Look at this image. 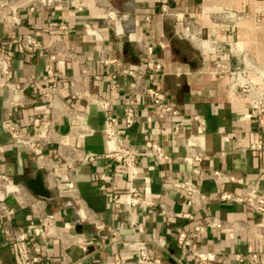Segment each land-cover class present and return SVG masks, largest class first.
I'll return each instance as SVG.
<instances>
[{
	"label": "crops",
	"instance_id": "crops-1",
	"mask_svg": "<svg viewBox=\"0 0 264 264\" xmlns=\"http://www.w3.org/2000/svg\"><path fill=\"white\" fill-rule=\"evenodd\" d=\"M10 1L21 20L12 27L0 15V38L8 43V79L23 85L5 84L0 73V173L13 183L6 188L0 179L2 264H19L11 239L17 231L27 233L38 264H147L137 261L135 238L146 240L161 264H249V252L264 264V214L239 199L251 187L264 194L262 156L252 147L264 143V115L229 75L237 68L264 89V0H167L165 12L160 0H51L41 9H30L31 0ZM106 6L118 14L119 26L104 16ZM58 21L67 22L66 33L46 27ZM30 32L43 48L28 52L19 45ZM147 43L161 62L158 71L146 65ZM49 64L60 81L53 100L41 83ZM148 85L163 90L178 113L161 115L142 93ZM98 98L109 100L121 142L135 151L132 183L148 204L130 206L117 193L131 182L129 168L106 155V113ZM129 104L136 120L125 126ZM3 121L43 137L40 154L17 141ZM174 122L180 124L175 135ZM147 140L159 142L165 156L157 157ZM194 151L201 152L203 174L184 160ZM37 169L52 200L22 179ZM175 181L193 185L204 198Z\"/></svg>",
	"mask_w": 264,
	"mask_h": 264
},
{
	"label": "built area",
	"instance_id": "built-area-1",
	"mask_svg": "<svg viewBox=\"0 0 264 264\" xmlns=\"http://www.w3.org/2000/svg\"><path fill=\"white\" fill-rule=\"evenodd\" d=\"M161 1V9L163 12L167 11L169 8V3L167 0H160ZM51 0H31L30 9H41L45 6H47ZM104 4H108L107 0H104ZM104 16L108 19H111L114 21V24L116 26L120 25V19L118 14L115 10L110 8L109 6H106L104 8L103 12ZM0 15L1 17L12 27L17 26L20 23L21 17L18 11V8L15 4L11 3L10 0H0ZM181 17V16H179ZM178 17V18H179ZM180 19V18H179ZM47 28H52L62 33H66L69 29V26L67 22L65 21H58V22H49L46 25ZM85 30L94 36V38H98L99 34L97 31L88 23H84ZM162 41H160V44ZM19 45L28 52H33L37 49L43 48V43L40 41L39 38L36 37L34 33H26L23 36H21L18 40ZM7 40L0 38V73L3 74V76L6 78L5 84H8L12 86L13 88H21L23 83L20 81H9V65H8V58L6 53V45ZM145 60L146 65L151 71H158L161 69V62L158 60H155L152 57V44L147 43L146 44V53H145ZM50 60H53L55 58L54 54H50L49 56ZM103 62H113L115 61V58H109V57H102ZM221 67L224 68L223 65ZM229 75L231 79L237 83V85L246 93L249 94V102L253 107L256 108L257 112L260 115H264V89L263 88H257L254 84L250 83L249 81L241 80L239 79V76L241 75V72L239 69H231L229 70ZM41 83L43 84L44 88H50L51 93V99L55 97V95L58 93V89L60 87V81L55 77L53 73L52 64H49L47 67V77L44 80H41ZM112 87H115V84L112 83ZM142 93L145 94L148 97L149 102L152 104V106L159 111V113L163 116L167 114H177L178 110L169 103L167 99L166 93L152 85H148L145 88H143ZM99 105L101 108L105 111L106 117H105V124H104V133L106 137V145H107V152L106 155L113 157L116 160H124L125 164L129 168V177L131 182L122 190H120L117 193H121L124 196L125 201L130 205L134 206L140 203H150V200L146 199L138 190L137 186L132 183V179L136 175V167H135V160H136V154L135 151L124 145L119 136L118 132L116 130V127L110 118L109 114L107 113L108 107H109V100L104 98H98L97 99ZM125 126L131 125L136 120V113L134 110V107L132 104H129L124 112L123 115ZM2 125L12 134V136L19 142H22L24 145H26L28 148L33 150L34 152L40 154V149L42 147L43 143V137L36 136L33 134H25L19 129H16L14 124L10 121H3ZM180 124L179 122H174L172 124L171 132L172 134H177L179 131ZM146 145L154 151L157 157L162 158L164 157V151L157 141L153 140H147ZM252 147L258 150L261 153L262 156V162L261 166L264 169V143L263 142H256L252 144ZM1 149V145H0ZM201 152L194 151L191 152V154L184 157V160L191 163L193 165V170L197 172L198 174H203L205 172L204 169H202L198 162L201 159ZM214 174L219 175V172L217 170H211ZM0 179L5 184L6 188H11L13 186V183L8 179V177L5 174L0 173ZM175 187H178L185 191L190 196H196V198H204V195L201 194L197 188H195L193 185L182 182V181H175L173 183ZM111 189H116L115 186H109ZM116 193V194H117ZM226 195V194H223ZM239 199L243 200L244 202L251 205L258 213L264 214V194L260 192L257 188L251 187L249 188L245 194ZM164 213L167 215L168 212L164 210ZM184 216H190L189 213H179ZM131 225L133 227H136L139 229V226L135 222H131ZM207 226L209 227H220L221 223L218 221H208ZM203 226L196 225V230H201ZM185 236V232L181 231L178 235V240L182 242L183 238ZM11 239L13 241V244L15 246L17 256L19 259V264H38L40 260V255L33 251L30 247V244L28 242V236L25 231H17L16 234H13L11 236ZM134 242L136 244L137 249V261L147 264H161V261L158 257L152 255L147 246L146 240L142 238H135ZM158 244H163V240L160 238L157 240ZM199 259L205 260L207 259V255L200 251H194L193 252ZM119 256L116 255V260L118 261ZM257 254L254 252H249L247 254L246 261L249 264H259L257 261ZM0 264H2L0 259ZM64 264H84L80 259H74L71 261H67Z\"/></svg>",
	"mask_w": 264,
	"mask_h": 264
},
{
	"label": "water",
	"instance_id": "water-1",
	"mask_svg": "<svg viewBox=\"0 0 264 264\" xmlns=\"http://www.w3.org/2000/svg\"><path fill=\"white\" fill-rule=\"evenodd\" d=\"M22 179L35 194L53 199V192L45 184L44 172L41 169L35 170L32 176H23Z\"/></svg>",
	"mask_w": 264,
	"mask_h": 264
},
{
	"label": "bare ground",
	"instance_id": "bare-ground-1",
	"mask_svg": "<svg viewBox=\"0 0 264 264\" xmlns=\"http://www.w3.org/2000/svg\"><path fill=\"white\" fill-rule=\"evenodd\" d=\"M201 42H202V41H201ZM202 44L207 45V42L204 41V42H202ZM205 45H204V46H205ZM261 74L264 75V70L261 71ZM239 79L244 80L245 77H244L243 75H240V76H239ZM250 81H251V80H250ZM50 230H51V229H50Z\"/></svg>",
	"mask_w": 264,
	"mask_h": 264
}]
</instances>
